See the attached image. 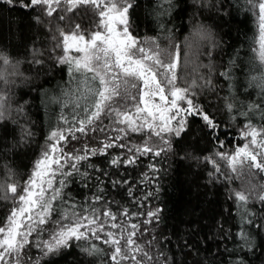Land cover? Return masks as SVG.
<instances>
[{
    "label": "trees",
    "instance_id": "trees-1",
    "mask_svg": "<svg viewBox=\"0 0 264 264\" xmlns=\"http://www.w3.org/2000/svg\"><path fill=\"white\" fill-rule=\"evenodd\" d=\"M71 15L82 26L92 23L91 14L84 9ZM130 16V30L138 38L157 39L161 47H167L170 41L181 43L182 64V42L189 37L193 25H203L210 31L215 44L210 55L207 54L209 44L205 42L201 48L204 54L198 59L191 57L188 66L181 68L180 75L181 83L196 82L198 95L194 102L202 106L218 127L213 131L200 117H188L187 130L179 138H173L170 152L160 157L141 156L127 167L113 168L109 160L131 153L115 147L108 149L109 155L92 157L81 165L82 170L88 164L94 165L87 169L94 176L100 175L95 168L107 172L99 182L103 192L95 187L96 179H89L88 187H84V180L74 175L67 178L65 194L78 206H86L95 195H101L100 204L92 206L101 210L108 207L122 221L140 225L136 239L153 257L152 261L145 259L144 264H264V229L246 224L242 219V209L236 206L230 194L235 180L224 179L231 175L228 162L216 155L217 152L231 155L242 146L241 132L247 124L264 128V91L251 81L252 76L264 77V65L255 53L257 30L253 10L246 0H201L200 3L171 0V5L165 0H135ZM59 23L67 21L48 18L38 8L9 6L0 0V50L20 60L21 71L30 77L27 81L14 78L11 106L13 110L17 104L24 108L20 123L30 127L33 133L26 144L19 143L22 133L16 124L0 125V182L8 179L11 170V179L22 185L31 173L33 162L39 158L49 132L59 125L61 113L69 119L72 117L71 108H64L57 100L65 86L64 70L52 67L51 59L42 68L28 63L34 48L48 57L55 43L51 39L54 33L48 29ZM56 54L58 50L53 53ZM201 64L207 67H200ZM222 72H227L228 76H222ZM256 105L260 107H254ZM12 116L17 118L15 111ZM108 123L104 121L105 125ZM95 136L103 139L104 133L93 134ZM140 139L141 136L132 134L128 141L137 144ZM83 143L100 146L95 138H83L69 143L66 150ZM208 158L217 162L219 173L209 175L214 169ZM149 165H154L157 171ZM109 179L126 183L113 186L107 182ZM11 207V203L0 201V219ZM247 208L253 224L264 223V203L251 202ZM157 209L160 210L159 222L145 223L147 213ZM122 210L132 214L131 219L123 217ZM241 231L251 239V247L239 238ZM94 243L109 251L107 245ZM28 251L39 258L36 249ZM41 264L110 262L106 256H86L73 244L70 249L42 259Z\"/></svg>",
    "mask_w": 264,
    "mask_h": 264
},
{
    "label": "snow or ice",
    "instance_id": "snow-or-ice-1",
    "mask_svg": "<svg viewBox=\"0 0 264 264\" xmlns=\"http://www.w3.org/2000/svg\"><path fill=\"white\" fill-rule=\"evenodd\" d=\"M2 2L30 10L38 8L48 18L67 21L66 24L49 27L48 30L54 33L51 39L55 43L48 57L34 48L28 63L42 68L51 59L54 61L52 67L64 70L65 86L57 100L64 108H71L72 117L69 119L61 113L59 125L49 132L39 158L33 162L31 173L22 185L11 179V170L8 179L0 182V201L12 205L6 216L0 219V264H29L30 261L41 264L42 259L70 249L73 244L86 256H106L110 264L152 261V255L136 239L140 225L122 221L108 207L101 210L92 206L100 204L103 200L101 195H95L86 206H78L67 197L64 189L67 178L77 175L84 180V187H88L89 179H96L95 187L103 192L99 182L107 172L95 168L100 175L94 176L87 170L94 165L88 164L84 170L81 165L92 157L109 155L108 149L115 147L131 153L109 160L113 168L127 167L134 165L141 156L160 157L170 152L173 138H179L187 130L188 117H200L213 131L218 127L202 106L194 102L198 95L196 82L181 83L180 75L181 68L188 66L191 57L198 59L204 54L201 48L205 42L209 44L207 54L210 55L211 48L215 47L210 31L203 25H193L189 37L182 42V64L181 43L170 41L167 47L162 48L157 39L149 37L142 40L130 30V11L135 0ZM195 2L200 3L201 0ZM246 2L257 15L258 59L264 65V0ZM165 3L171 5V0H165ZM80 9L91 14V24L82 26L76 22V17L71 14ZM57 50L58 54L53 55ZM21 63L0 50V125L16 124L22 133L19 143L26 144L33 133L30 127L20 123L25 115L24 108L17 104L13 110L11 106V86L16 84L14 78L30 79L21 71ZM221 75L227 77L228 73L222 72ZM251 81L264 91V77L252 76ZM254 107L259 108L260 105ZM228 108L231 110L232 105L229 104ZM13 111L17 118H13ZM104 120L109 124L105 125ZM96 133H104V138L93 137ZM132 134L141 136L142 142L131 144L128 138ZM83 138H95L100 146L83 143L80 147L73 145L72 149L66 150L69 143ZM241 138L247 143L237 147L234 153L217 152L216 155L226 160L231 170V175L224 179L240 181L231 199L242 209V219L246 224L264 229V223L253 224L247 208L257 188L253 180L257 172L264 174V128L258 129L249 123L242 130ZM220 147H223L222 143ZM208 161L214 169L209 175L219 173L217 162L212 158ZM149 167L157 171L154 165ZM115 175L119 176V173ZM107 182L113 186L126 183L121 179H109ZM260 187L264 189V185ZM257 198L264 203V191ZM159 213V209L149 211L145 223H158ZM121 215L127 219L132 217L127 210H122ZM239 238L251 247L252 241L244 231L239 233ZM94 241L107 245L109 251ZM31 248L36 249L39 258L29 254L28 249Z\"/></svg>",
    "mask_w": 264,
    "mask_h": 264
},
{
    "label": "rangeland",
    "instance_id": "rangeland-1",
    "mask_svg": "<svg viewBox=\"0 0 264 264\" xmlns=\"http://www.w3.org/2000/svg\"><path fill=\"white\" fill-rule=\"evenodd\" d=\"M254 12V14H255V17H256V30H257V38H256V45H255V53H256V57H257V59H258V49H259V45H258V35H259V29H258V19H257V15H256V13H255V11H253ZM162 48H165V47H162ZM259 60V59H258ZM104 121H106V122H108V120H104ZM109 124V123H108ZM107 124V125H108ZM259 129V128H258ZM142 142V138L138 141V143L137 144H139V143H141ZM245 143H247V141L246 140H244V144ZM68 147H69V145H67ZM70 147H71V145H70ZM71 149V148H70ZM253 183L254 184H256L257 185V188H256V190L253 192V194H252V197H251V200H250V203L251 202H257L258 204L259 203H261L259 200H258V195L262 192V191H264V189H262L261 187H260V185H264V174H262V173H258L257 172V174H256V176H255V179L253 180ZM239 184H240V181H238V180H235V183L234 184H232L231 185V187H230V194H231V196H232V192L234 191V190H236L238 187H239ZM132 263H134V262H125L124 264H132Z\"/></svg>",
    "mask_w": 264,
    "mask_h": 264
}]
</instances>
